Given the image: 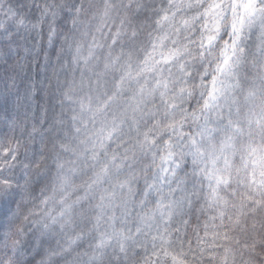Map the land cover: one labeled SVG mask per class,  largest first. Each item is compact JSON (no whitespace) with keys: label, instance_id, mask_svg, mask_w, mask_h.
<instances>
[{"label":"clouds","instance_id":"9594fccd","mask_svg":"<svg viewBox=\"0 0 264 264\" xmlns=\"http://www.w3.org/2000/svg\"><path fill=\"white\" fill-rule=\"evenodd\" d=\"M0 264H264V0H0Z\"/></svg>","mask_w":264,"mask_h":264}]
</instances>
